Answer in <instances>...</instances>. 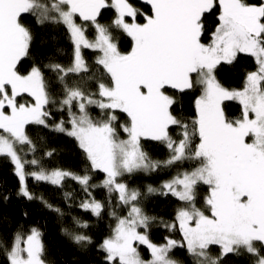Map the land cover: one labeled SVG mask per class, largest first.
<instances>
[{
    "label": "snow or ice",
    "instance_id": "1",
    "mask_svg": "<svg viewBox=\"0 0 264 264\" xmlns=\"http://www.w3.org/2000/svg\"><path fill=\"white\" fill-rule=\"evenodd\" d=\"M144 3L150 6V14L141 12L129 0H0V157H7L14 165L20 184L18 194L28 200L37 198L28 188V178L56 188H63L66 180L74 181L87 197L79 207L96 217L101 216L105 205L90 189L102 187L109 196L117 194L127 215L117 217L112 234L99 246L105 264H177L169 255L177 247L186 248L195 264H222L225 256L242 253L254 257V264H264V3ZM217 7L219 22L211 42L206 44L207 14ZM108 8L115 10L112 25L133 42L128 53L120 51L110 27L99 22L102 10ZM26 15L38 25H63L74 45L69 67L48 65L61 82L59 98L49 90L41 67L33 66L27 75L17 68L29 55L33 39L31 27L23 22ZM138 16H143V23L136 22ZM88 26L95 30L92 39L87 35ZM82 49L98 53L95 63L101 79L95 92L80 83L84 79L81 74L92 71ZM239 54L253 57L257 67L247 73L242 90H229L218 82L214 72L222 62L233 63ZM69 74L79 79L69 83ZM197 85L202 87V94L195 100L196 117L189 124L174 115L176 100L168 90L184 93ZM25 94L31 102H21ZM226 100L242 105L239 119L230 120L225 115L222 105ZM52 108L66 112L67 121L61 117L50 125ZM90 108L99 109L100 118H94ZM119 113L126 114V123L117 124ZM29 125L52 127L74 138L90 170L104 174L101 183H90L92 176L87 170L79 174L44 168L34 156L36 145L28 134ZM173 128L180 129L178 138L171 135ZM121 130L127 139L120 138ZM142 140L164 144L169 157L153 160L143 149ZM29 153L33 154L30 160L26 159ZM188 160L198 164L178 172L161 189L147 188L149 194H170L183 202L175 222L165 225L169 230L178 227L183 242L165 237V243H153L148 229L154 218L140 206L142 193L130 189L120 178ZM26 165L39 170L28 171ZM200 185L207 186L203 208L196 204ZM64 197L71 200L72 194L64 192ZM39 199L63 215L43 196ZM73 223L76 228H88L87 221L76 217ZM65 231L76 244L92 243L91 236L83 232ZM141 245L149 251L150 259L142 258ZM210 246L219 247V256H210ZM43 256L37 228L26 236L17 232L7 250L8 264H46Z\"/></svg>",
    "mask_w": 264,
    "mask_h": 264
},
{
    "label": "trees",
    "instance_id": "2",
    "mask_svg": "<svg viewBox=\"0 0 264 264\" xmlns=\"http://www.w3.org/2000/svg\"><path fill=\"white\" fill-rule=\"evenodd\" d=\"M134 7L141 12L150 14V6L144 3V0H129ZM248 3L259 5L264 0H247ZM219 9H214L211 14H207L206 35L203 37L204 43H210L212 33L218 25ZM115 18V10L112 8L102 10L99 22L110 27V30L118 43L122 53H128L132 48V40L121 29L112 25ZM129 19L130 22V18ZM23 22L32 29V43L29 55L24 57L17 65L21 74L27 75L33 66L41 67L46 81L49 83V90L57 98L62 95L61 82L58 79L57 72L48 67L49 64H60L69 67L74 58V45L66 28L61 24L48 23L44 25L36 24L32 16H24ZM78 22H80L78 20ZM137 23H143V16H138ZM87 35L90 39L94 38L95 30L92 26L87 27ZM98 53L83 49L82 56L92 70L90 74H81L84 79L80 81L87 90L97 91V82L100 73L96 71L95 63ZM254 58L239 54L233 63L222 62L215 69V76L218 82L229 90H242L245 77L248 72L256 69ZM69 83L78 80V77L69 74L66 77ZM104 82H107L105 79ZM170 95H174L176 103L173 106L174 115L188 122L189 124L196 117L195 100L202 94V87L197 85L194 89L180 93L169 89ZM31 102V98L25 94L21 102ZM225 115L230 120H236L241 117L242 106L236 100H226L223 103ZM54 119L49 121L54 125L61 117L67 121V114L56 111L52 108ZM94 118H100V110L90 108ZM117 124L127 122L126 114L119 113ZM70 127V125H65ZM119 130V129H118ZM179 128H173L171 135L178 138ZM28 134L36 145L35 158L40 164L48 169H67L79 174L86 170L92 176L90 183L99 185L104 179V174L92 172L83 151L79 148L78 142L66 135L57 132L52 127L44 128L40 125H29ZM127 135L120 131V138L124 139ZM249 140V138H248ZM143 149L153 160L164 161L170 153L164 144L151 141H141ZM198 143V137L194 139V144ZM26 147V146H25ZM52 152V155H47ZM33 154L29 153L26 159H32ZM198 161L188 160L170 167H161L151 173L136 172L126 174L120 178L121 182L126 183L130 189H138L142 196L140 206L143 212L154 220L148 229L149 239L156 244L165 243V237L183 242V237L178 230H169L166 224L175 222L177 210L183 207V202L172 195H161L159 192L149 194L147 188L152 186L155 189H161L165 181L172 179L178 172L190 170L196 166ZM26 170L34 169L31 165H26ZM28 188L37 197L28 200L19 195L20 184L17 176L14 174V166L7 157H0V264H8L7 250H10L12 240L17 232L26 236L32 228H37L41 233V240L44 245V260L46 264H105L104 253L100 250L102 241L112 234L116 226L117 217L127 215V208L119 204L117 194L112 193L109 196L107 190L102 187L90 189L93 196L104 203L105 208L100 217L93 216L91 212H86L79 207L82 200L86 199V194L74 181L66 180L63 188H56L44 182H37L32 178L27 180ZM64 192L72 194L71 200H66ZM207 195V186L200 185L197 189L196 204L197 207H204V198ZM43 196L49 204L59 208L63 215L48 208L39 197ZM115 212V215L111 213ZM73 217L82 221H87V229L76 228L73 223ZM65 229L75 232H83L92 238V243L81 246L76 244ZM143 231V230H141ZM7 249V250H6ZM139 251L143 259H150V253L144 246H139ZM209 254L217 257L220 254L218 246H210ZM177 264H195V259L190 256L186 248L177 247L169 253ZM254 257L247 253L241 255L229 254L223 258L222 264H254Z\"/></svg>",
    "mask_w": 264,
    "mask_h": 264
},
{
    "label": "rangeland",
    "instance_id": "3",
    "mask_svg": "<svg viewBox=\"0 0 264 264\" xmlns=\"http://www.w3.org/2000/svg\"><path fill=\"white\" fill-rule=\"evenodd\" d=\"M83 50V49H82ZM238 102V101H237ZM239 103V102H238ZM242 106V105H241ZM124 139H127V137L126 138H124ZM251 141V137H249V142ZM14 166V165H13Z\"/></svg>",
    "mask_w": 264,
    "mask_h": 264
}]
</instances>
